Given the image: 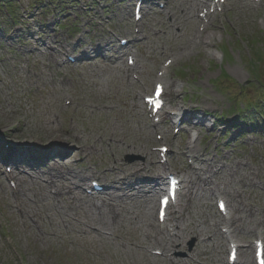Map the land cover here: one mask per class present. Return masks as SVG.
Instances as JSON below:
<instances>
[{
    "label": "bare ground",
    "instance_id": "1",
    "mask_svg": "<svg viewBox=\"0 0 264 264\" xmlns=\"http://www.w3.org/2000/svg\"><path fill=\"white\" fill-rule=\"evenodd\" d=\"M161 1L142 0L145 7L149 8L146 15L150 16L160 11L159 8L153 7V3ZM169 1L170 4L166 1L168 4L166 10L161 12L170 17V20L165 19L156 22L154 26L150 25L151 33L146 32L145 37L132 34L134 38L128 41V48L146 46L150 52L149 58L153 54L161 57L164 52L158 53L153 41L156 43L158 39L167 38L169 41L175 39L173 47L170 43L163 42L162 48L177 50L169 54L174 57V61H179L196 48L206 50L214 45V34L209 32L210 24H206L205 21H211L212 16L207 14L205 19L199 18L198 12L203 7L199 0ZM234 2L243 7L248 5L247 0ZM243 7L239 9L242 10ZM121 13L122 19L131 23L129 6L119 14ZM95 14L97 18V13ZM23 24L27 23L23 21ZM143 24H138L135 28L141 25L143 27ZM201 25H205L203 32H200ZM128 33L130 34V31ZM105 37L106 40L96 43L94 48H84L82 51L80 57L83 58L79 62L87 71L81 80H75L66 73L68 63L64 56H68L70 52V46L66 43H62L58 38L50 39L44 36L38 46H31L32 40H27L25 44L32 47L28 53L31 57L44 55L48 57V63L40 61L38 68L44 66V71L49 69L50 73L38 70L36 75L33 70L30 71V74L36 77L34 83L49 80L52 84L51 95L43 97L41 112L33 114L36 123L45 125V138L69 143L75 150L78 148V155L84 159L99 149L95 143L88 144V139L103 140L108 150L117 156H114L110 165L102 171L94 169L80 171L64 164L63 153H66L67 149L59 146L40 151L26 148L6 151L0 147V159L13 162L15 171L12 179L18 183L17 189L13 191L15 200L11 208L19 212L22 221L30 220L41 227L46 224L47 227L42 228L43 232L40 234L43 238L36 237L41 242H58L63 237L66 238V235L59 231L61 228L66 232L74 231L78 240L73 239L69 243L85 256L92 254L98 256L100 264H229L223 257V251L231 244L239 250L235 264H252L250 242L242 244L238 239L258 234L256 228L264 226V220L257 215L259 212L253 211V205L246 198L250 191L257 190V183L254 176L248 173L247 166L244 168L242 161L236 160L221 165L220 162L209 158L208 152L198 151L196 143L198 137L191 127L195 128L197 125L201 128L210 123L208 115L205 116L208 113L203 112L204 107L185 108L174 103V107L178 106L174 112L168 113L164 109L162 113L166 115L165 119H168L169 124L176 127L179 116L190 120V138L185 152L195 164L193 163L188 170L181 171L182 174L178 176L184 189L180 203L168 215L169 218L167 216L164 224L158 221V215L156 219V198L165 191L169 172L167 167L161 164L160 154L151 150L149 142L155 130L161 129L165 134L167 130L152 123L147 124L149 127L147 125L141 127L132 119L133 116L117 114L118 106L128 104L126 101L128 96L131 97L132 105L131 111L128 112L145 113L140 99L146 85L140 79L138 81L135 79L137 76L142 77L146 66L137 59V52L130 54L135 60L134 65L132 67L125 65L123 49L128 48H118L119 35L108 32ZM91 50H94L97 56H102L103 60L100 62L102 65L92 58ZM164 70V76H167L169 69ZM53 73H56V76ZM151 80L153 84L166 81V88L172 86L167 82L168 78L166 80L164 77L158 78L156 74ZM83 83L90 87L91 94L100 98L97 99V103L93 99L84 98H78L77 102V99L68 94L70 88L75 89L76 85ZM174 87V93L180 96L183 89L177 84ZM117 96L124 97V101L122 103L104 101V98L113 100ZM48 99L54 101L57 106L49 113L43 106ZM66 99H71L76 107L103 112L107 118L98 123L96 130L90 132L72 123L60 127L59 118L65 108ZM124 112H127L126 108ZM196 113L204 116L195 115ZM144 138L146 140H143ZM123 149L142 155L144 160L133 164L121 162L116 153ZM24 167L31 169L33 174L22 171ZM255 169L259 172L258 167ZM255 173V176L260 174ZM93 177H96L94 181L103 189L100 196L88 195L83 188L84 182ZM217 197H224L227 200L230 213L228 220L223 219L211 208L210 201ZM197 205L200 208L198 212L195 211ZM159 209L160 206L158 212ZM263 233L264 229L261 234ZM191 238L196 239V243L194 250L188 251L187 242ZM97 246L103 247L104 252L95 250ZM109 246H113V251L106 250ZM155 250H159L160 254L155 253ZM178 251L187 252L184 256H177ZM231 251L232 249L229 250V257ZM107 255L114 258L113 262H106Z\"/></svg>",
    "mask_w": 264,
    "mask_h": 264
},
{
    "label": "rangeland",
    "instance_id": "2",
    "mask_svg": "<svg viewBox=\"0 0 264 264\" xmlns=\"http://www.w3.org/2000/svg\"><path fill=\"white\" fill-rule=\"evenodd\" d=\"M248 1L253 4L252 0ZM11 2L15 5V11L0 7V147L6 151L22 148L40 151L59 146L67 149V152L63 153L65 165L80 171L87 169L102 171L110 165L113 157L117 156L108 150L103 140L88 139V144L95 143L99 149L85 160L78 155V148L75 150L69 143L45 138V125L36 123L34 120L33 114L41 112L43 97L51 95L52 84L49 80L39 81V84L34 83L36 77L30 74L31 70L36 75L38 70L50 73L49 69L44 71V66L41 69L38 68L40 61L48 63V57L46 55L31 57L28 53L32 47L27 46L25 42L32 40L31 46H38L44 36L50 39L58 38L62 43L70 46V55L79 56L84 48H94L96 43L105 41V35L108 32L117 33L120 40L130 38L128 31L135 32L133 10L136 0H12ZM1 3L6 4L7 0H0ZM128 3L130 4L131 23L121 20L122 13L119 14ZM254 6L257 7V5ZM239 7L242 6L235 4L234 0H228L224 13L221 16L213 15L214 18L211 21L212 26L209 32L214 34V45L206 50L196 48L191 54L182 57L171 66L167 74V82L172 86L167 88L166 101L169 105L168 110L178 108V106L174 107L175 104L186 108L188 106L203 107V103L208 107L207 119H210V123L202 126L200 137L196 139L197 149L201 153L208 152L209 158L217 163L220 162L221 165L240 160L244 163V168L247 166L248 173L254 176L257 183V190L250 191L246 194V198L253 205V211L259 212L258 217L264 220V118L260 115V112L264 114V104L260 112L246 110L245 113H233L234 106L243 100L252 99L255 103L264 96V61H261L259 70H253L252 65L248 64L249 61H255V49L250 44L253 39H257L259 54L264 56V2L256 9L246 7L241 10ZM95 13H97V18H95ZM154 17L158 22L168 19L163 13H157ZM17 20L22 25L17 26ZM23 21L27 24H23ZM146 21H148L147 18L144 23ZM152 21V19L149 21V25ZM156 21L151 24L154 26ZM160 27L163 29L162 25ZM82 28L84 29L81 31ZM80 32L81 34L75 36ZM76 41L79 45L77 47ZM163 42L170 43L173 47L175 39L172 41L167 38L158 39L156 43L153 41L155 50L158 53L164 52L161 57L153 54L149 58L150 52L147 51L146 46L133 48V51L138 54L139 62L146 66L144 74L142 73V81L146 85V90L142 93L141 104H143V96L150 94L153 89L151 80L153 75L159 72L160 65L167 58L166 56L175 51L173 48L164 50ZM118 45L120 46V41ZM224 48L232 55V61L229 55L228 61L222 60ZM91 52L96 54L94 50ZM92 56L99 65H102L100 64L101 57ZM124 64L126 65L125 55ZM220 66L226 70L230 78L219 79ZM86 71L87 69L79 63L66 69V73L75 80H81ZM181 72H187L188 75L184 77ZM256 72L260 74L259 79L255 78ZM217 78L219 85L214 84ZM33 83L34 85L31 86ZM176 84L183 89L180 96L174 93ZM68 94L75 99H93L95 103L98 102L97 99H100L91 94L90 87L84 83L76 85L75 89L70 88ZM207 97L209 99H206ZM124 99V97L117 96L113 100L104 98V101L122 103ZM130 99L131 97L128 96L126 98L128 104L118 107L117 114L133 116L132 119L141 127L151 123L146 113L140 114L135 111L131 114L128 112L132 109ZM43 106L47 113L57 107L50 99ZM125 108L127 112H124ZM198 116L204 115L198 114ZM106 118L104 113L90 114L89 110L74 106L63 109L59 122L61 127L73 122L82 130L90 132L96 130L98 123ZM258 119L260 123L256 122ZM174 129V125H168L167 134L164 135L163 140L157 135L159 133L154 132L149 145L153 150L158 149L161 144H167L168 156L171 160L168 165L169 172L179 174L190 167L187 157L185 158L189 134L186 133V129H182L178 136H174ZM194 132L197 134L198 131ZM128 151L123 149L116 153L121 162L133 164L144 160L142 155ZM2 162L5 161L0 159V264H100L98 256L95 254L85 256L69 243L70 240H78L74 231L66 234L64 229H60L61 233L67 236L58 242L48 243L37 239L38 237L43 238L39 234L41 228L30 225L29 221L23 224L20 214L11 208L14 200L13 190L9 186L8 178H5L7 176H4L6 169ZM257 167L259 172L255 169ZM254 172L256 175L260 174L255 176ZM95 178H90L87 186ZM216 201L217 199L214 198L210 201V205L214 212L219 213ZM155 205L156 216L157 199ZM199 210L197 205L195 211ZM256 229L258 232H263L264 226H258ZM256 236L257 234H254L238 240L243 243L250 242L253 245V242L258 239ZM195 243L196 239H189L187 250H194ZM112 249L113 246H109L106 250L111 251ZM95 250L104 252V248L100 246H97ZM186 252L178 251L176 255L184 256ZM223 257L227 261V247L223 251ZM250 259L255 264L253 247ZM113 260L114 258L107 255V263Z\"/></svg>",
    "mask_w": 264,
    "mask_h": 264
},
{
    "label": "snow or ice",
    "instance_id": "3",
    "mask_svg": "<svg viewBox=\"0 0 264 264\" xmlns=\"http://www.w3.org/2000/svg\"><path fill=\"white\" fill-rule=\"evenodd\" d=\"M163 203L167 204V197L164 198ZM261 264H264V259L261 260Z\"/></svg>",
    "mask_w": 264,
    "mask_h": 264
}]
</instances>
